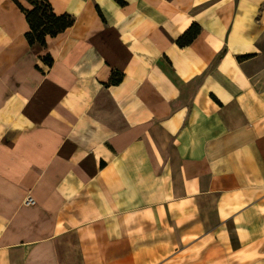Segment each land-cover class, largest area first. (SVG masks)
<instances>
[{"label": "crops", "instance_id": "obj_1", "mask_svg": "<svg viewBox=\"0 0 264 264\" xmlns=\"http://www.w3.org/2000/svg\"><path fill=\"white\" fill-rule=\"evenodd\" d=\"M47 1L0 0V264H264V0Z\"/></svg>", "mask_w": 264, "mask_h": 264}, {"label": "trees", "instance_id": "obj_2", "mask_svg": "<svg viewBox=\"0 0 264 264\" xmlns=\"http://www.w3.org/2000/svg\"><path fill=\"white\" fill-rule=\"evenodd\" d=\"M28 1L33 5L30 10L21 6L20 3L18 4L24 11L30 26V31L27 33L30 43L39 41L44 44L46 35L54 36L71 25L72 19L67 15L54 14L47 0ZM191 33L189 30L186 36L189 37Z\"/></svg>", "mask_w": 264, "mask_h": 264}, {"label": "built area", "instance_id": "obj_3", "mask_svg": "<svg viewBox=\"0 0 264 264\" xmlns=\"http://www.w3.org/2000/svg\"><path fill=\"white\" fill-rule=\"evenodd\" d=\"M24 203L25 204H34L35 203V201H34V199L31 197V196H27V198L24 200Z\"/></svg>", "mask_w": 264, "mask_h": 264}]
</instances>
